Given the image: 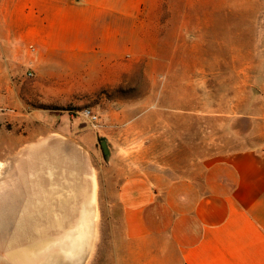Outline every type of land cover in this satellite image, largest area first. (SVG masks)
I'll list each match as a JSON object with an SVG mask.
<instances>
[{"label": "rangeland", "instance_id": "obj_1", "mask_svg": "<svg viewBox=\"0 0 264 264\" xmlns=\"http://www.w3.org/2000/svg\"><path fill=\"white\" fill-rule=\"evenodd\" d=\"M144 1L146 19L174 23L169 35L180 54H195L191 67L203 75L148 76L137 51L119 78L93 52L82 65L55 49L46 57L41 25L53 0H0V264H37L46 241L63 242L91 176L98 234L83 264H114L119 183L135 175L161 185L194 178L205 158L236 141L233 125L215 123V115L245 114L248 106L264 112V0ZM85 109L97 122L82 116ZM204 115L209 120L200 121ZM57 189L74 197L61 204ZM31 248L34 258L20 255Z\"/></svg>", "mask_w": 264, "mask_h": 264}, {"label": "crops", "instance_id": "obj_2", "mask_svg": "<svg viewBox=\"0 0 264 264\" xmlns=\"http://www.w3.org/2000/svg\"><path fill=\"white\" fill-rule=\"evenodd\" d=\"M59 1L46 9L41 25L46 57L55 49L82 65L84 54L93 52L119 78L127 54L134 58L137 51L135 59L145 60L148 76L204 74L191 67L195 54L189 48L180 54L169 35L173 22L146 19V1L75 0L68 6ZM68 33L69 42L59 39ZM202 98L199 94L200 114L206 106ZM213 120L233 125L236 141L205 158L194 178L161 185L135 175L119 183L114 264H264V112L248 106L245 114Z\"/></svg>", "mask_w": 264, "mask_h": 264}, {"label": "bare ground", "instance_id": "obj_3", "mask_svg": "<svg viewBox=\"0 0 264 264\" xmlns=\"http://www.w3.org/2000/svg\"><path fill=\"white\" fill-rule=\"evenodd\" d=\"M87 179L90 184V190L85 192L86 199L80 206L77 218L70 225V235L60 244L55 241H46L40 247L42 250L40 254L41 259L37 264H83L91 254L96 235L98 234L97 221L99 215L96 201V181L92 176ZM55 194L61 204L67 203L68 199L71 200L74 197L71 193L67 197H64L62 190L59 189L56 190ZM51 211L54 212L53 209ZM55 216L56 225L62 231L64 229L63 222L57 215ZM20 255L26 259H32L35 256V251L33 248L26 249Z\"/></svg>", "mask_w": 264, "mask_h": 264}, {"label": "built area", "instance_id": "obj_4", "mask_svg": "<svg viewBox=\"0 0 264 264\" xmlns=\"http://www.w3.org/2000/svg\"><path fill=\"white\" fill-rule=\"evenodd\" d=\"M82 116L87 118L91 123H95L97 122V116L95 114H93L90 110L85 109L82 112Z\"/></svg>", "mask_w": 264, "mask_h": 264}, {"label": "water", "instance_id": "obj_5", "mask_svg": "<svg viewBox=\"0 0 264 264\" xmlns=\"http://www.w3.org/2000/svg\"><path fill=\"white\" fill-rule=\"evenodd\" d=\"M101 148H102L103 154L107 155L108 151H107V147H106V143L105 142L101 143Z\"/></svg>", "mask_w": 264, "mask_h": 264}]
</instances>
